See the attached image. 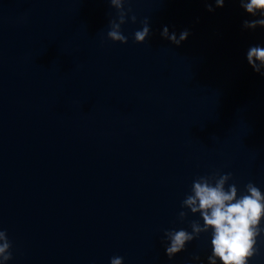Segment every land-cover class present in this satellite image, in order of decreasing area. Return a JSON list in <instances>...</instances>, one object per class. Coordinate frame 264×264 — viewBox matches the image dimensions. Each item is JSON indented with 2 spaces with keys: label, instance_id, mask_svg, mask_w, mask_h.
<instances>
[{
  "label": "water",
  "instance_id": "95a60500",
  "mask_svg": "<svg viewBox=\"0 0 264 264\" xmlns=\"http://www.w3.org/2000/svg\"><path fill=\"white\" fill-rule=\"evenodd\" d=\"M128 8L123 44L107 35L109 0H0L7 264H208L211 231L165 251L166 230L203 224L182 207L193 181L231 173L240 195L250 182L264 192V75L246 56L264 28L244 27L259 14L239 0ZM145 19L151 34L137 43ZM164 27L190 35L177 46ZM257 247L249 264H264V232Z\"/></svg>",
  "mask_w": 264,
  "mask_h": 264
},
{
  "label": "clouds",
  "instance_id": "9594fccd",
  "mask_svg": "<svg viewBox=\"0 0 264 264\" xmlns=\"http://www.w3.org/2000/svg\"><path fill=\"white\" fill-rule=\"evenodd\" d=\"M111 6L118 11V21H110V30L107 35L114 42L128 43V38L123 34L121 26L127 23L131 8L125 10V5L130 0H109ZM241 7L253 17L259 14L258 19L245 20L246 29L264 28V0H239ZM217 7H223L225 0H215ZM209 11H214L211 4ZM131 21L136 23L137 17L131 16ZM151 34L150 22L145 19L143 27L134 33L137 43H144ZM161 35L179 46L190 35L184 30L177 36L164 27ZM247 61L253 70L264 75V46H251L247 53ZM231 173L213 176H201L192 183L190 194L182 202V207L189 209L192 214H199V220L190 221L191 232L186 229L166 230L165 236L168 244L165 251L169 259L186 249L189 242L198 238L202 233L211 231L212 254L208 256V264H249L259 249L257 241L264 232V192L254 183L245 186L243 195L235 183L229 184ZM188 218L187 211L179 213L183 222ZM12 244L7 232L0 230V264H7L12 259ZM199 261L200 257L195 256ZM110 264H124L123 258H111Z\"/></svg>",
  "mask_w": 264,
  "mask_h": 264
}]
</instances>
